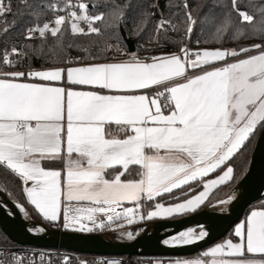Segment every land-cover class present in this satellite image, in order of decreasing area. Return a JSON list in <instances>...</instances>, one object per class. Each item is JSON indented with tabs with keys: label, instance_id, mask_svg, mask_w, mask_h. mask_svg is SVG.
Segmentation results:
<instances>
[{
	"label": "snow or ice",
	"instance_id": "1",
	"mask_svg": "<svg viewBox=\"0 0 264 264\" xmlns=\"http://www.w3.org/2000/svg\"><path fill=\"white\" fill-rule=\"evenodd\" d=\"M237 4L238 0H232V10L240 17V25L251 26V36L242 26L233 25L229 13L216 26L213 41L222 42L230 29L233 39L255 37L264 41V8L260 20L254 22V17L240 11ZM184 6L187 9V3ZM48 7L57 10L56 4ZM74 8L82 10L81 14ZM64 10L73 18L70 26L74 34L102 35L94 21L103 22L107 30L119 29L124 19L118 7L112 10L110 21L105 13L89 15V5L80 0H65ZM10 11V0H0V17ZM186 16L187 37L196 21L190 11ZM66 19L61 15L43 26L29 28L26 38L36 33L57 37ZM78 21L88 24L87 32ZM165 25L177 30L171 21L161 20L157 32L167 31ZM2 31L6 33L9 28ZM57 48L63 51L62 40H58ZM50 51L56 55L54 49ZM101 51L120 48L106 44ZM13 54L24 55L16 48L11 53L5 50L3 64L15 67L18 61L9 58ZM66 63L78 61L69 59ZM64 84L90 86L92 90ZM111 125L119 126L124 137L106 132ZM259 127H264V42L239 49L192 51L182 46L179 54L147 59L133 53L130 60L116 63L27 73L0 71V166L24 184L33 182L25 189L27 199L45 219L58 221L63 215L64 227L77 231L85 230V220L96 224L98 214L109 222L126 219L130 225L137 217L152 220L195 212L213 188L232 178L231 166L218 178L203 183V191L182 202L168 206L156 202L153 210L143 213L132 208L121 213L116 207L123 201L145 207L144 201H155L202 180L226 165ZM51 159L63 160L65 168L46 170L41 166L42 161ZM130 166H138L139 179L122 180ZM117 167L122 170L107 178L108 170ZM82 201L93 206L72 207V202ZM206 235V231L189 228L164 243L192 245ZM235 236L236 242L229 239L197 258L175 264H264V211H253L236 227ZM257 255L262 258H248Z\"/></svg>",
	"mask_w": 264,
	"mask_h": 264
},
{
	"label": "trees",
	"instance_id": "2",
	"mask_svg": "<svg viewBox=\"0 0 264 264\" xmlns=\"http://www.w3.org/2000/svg\"><path fill=\"white\" fill-rule=\"evenodd\" d=\"M54 2L55 0H27L25 4L22 0H10L11 11L7 16L6 24L0 29V71L27 72L34 69L123 60L128 55V48L121 35V28L125 31L127 37L135 42L138 49L144 44L153 45L154 48L145 50L151 57L178 53L185 45L182 35L185 34L188 27L186 11H190L196 21L191 32L193 39L200 40L201 44L198 48L201 50L239 49L264 42L255 37L233 39V30L231 29L223 37L222 42L213 41L212 37L216 26L229 13L233 25L242 26L251 36V26L247 24L240 25V17L232 10V0H80V2L89 5V11L92 14L105 13L106 19L109 21L111 20L112 10L118 7L124 13L123 23L119 29L108 28L106 30L103 22L96 21L94 26L101 28L102 35L74 34L69 27H65L57 37L48 35L37 40L25 38V32L30 25L42 24L50 18L48 6ZM94 3L96 4L95 8H93ZM185 3H187V9H185ZM237 6L240 11L252 15L254 22H257L261 18L260 10L264 8V0H238ZM161 20L171 21L172 24L177 25V30L173 32L160 30L158 33L157 26ZM4 27H8L9 31L6 33L2 31ZM58 40L63 42V51L57 48ZM106 44L119 45L120 51L95 52V48L102 49ZM13 48L18 49L24 55L19 57L14 54L10 55L11 60L18 61L15 67L3 66L2 60L5 50L11 53ZM53 49L56 55H53L50 51ZM73 57L78 59L75 60L78 63H66L67 60H72ZM92 57H95V59ZM263 129L264 127H259L246 145L228 161L227 166L233 168V177L227 184L219 187L212 194L209 201L214 200L213 197L218 193L227 191L226 196L229 195L244 179L249 171L256 142ZM113 172L114 170H109L107 177H111ZM123 177L126 179L139 178L132 174H125ZM0 188H3L2 192L7 198L26 208L35 220L42 221L27 199L21 178L2 166H0ZM199 188L198 185H188L180 190L173 191L171 194L159 197L155 201L143 202L145 207H142V213L152 210L156 202L164 204L181 202L194 195ZM190 189H194V191H190ZM186 193L188 195H185ZM177 197H179V200L176 199ZM259 204L260 202L249 207L245 215L251 208ZM45 223L49 227L58 228L52 223ZM110 226L103 232L110 230ZM0 239L11 242L1 229Z\"/></svg>",
	"mask_w": 264,
	"mask_h": 264
},
{
	"label": "water",
	"instance_id": "3",
	"mask_svg": "<svg viewBox=\"0 0 264 264\" xmlns=\"http://www.w3.org/2000/svg\"><path fill=\"white\" fill-rule=\"evenodd\" d=\"M121 35L128 53H135V42L127 37L121 28ZM248 182V188L237 192V188L224 200L216 202L189 216L176 220H165L168 226L162 240H132L124 237L128 230H113L103 233H78L62 231L32 219L28 225H14L3 201L16 203L0 191V229L13 242L23 246L42 249H65L77 253L102 256H129L148 258H187L205 250L228 236L231 230L245 217L247 209L264 200V129L260 133L253 151L247 175L238 184ZM237 186V187H238ZM18 204V203H17ZM221 204L222 209L216 207ZM217 220L219 228L204 239L182 247L165 244L164 241L176 236L193 222Z\"/></svg>",
	"mask_w": 264,
	"mask_h": 264
},
{
	"label": "built area",
	"instance_id": "4",
	"mask_svg": "<svg viewBox=\"0 0 264 264\" xmlns=\"http://www.w3.org/2000/svg\"><path fill=\"white\" fill-rule=\"evenodd\" d=\"M6 2H8V0H6ZM64 2L65 0H55L53 4L57 5V10L54 11L50 7L48 8V13L50 15V18L46 22H51L57 16L63 15L66 16L67 19H66V23L62 26V29L65 27H69L71 29L70 22L72 21L73 18L68 15V12L66 10H64ZM71 2L75 3L76 0H71ZM72 10L77 11L78 14H81L82 12V10H80L79 8H74ZM8 14L9 12H6L3 17H0V29L6 24L5 22L7 21ZM88 14L94 16V14H92L89 10H88ZM95 22L96 21L93 22V26ZM44 23L32 24L27 29L32 28L36 25L43 26ZM78 23L80 27L84 28L85 32L88 31V24L86 22L78 21ZM165 27L167 28V31L173 32L170 26L165 25ZM76 34H80V33H76ZM48 35L51 34L47 33L45 37ZM24 36L25 38L27 37V30ZM40 38H44V37H41L39 33H36L32 36V38H27V39L37 40ZM182 38L185 41L184 46H186L188 49L192 51L201 50L198 48L201 42L199 39H193L192 32L188 33L187 37L185 34H183ZM147 49H149V46L143 47L142 49L137 48L134 54H136L141 59L150 58L151 56L149 55V53L145 51ZM180 52L176 54H179ZM130 59H131V54L128 53V55L124 58V61H128ZM2 65L6 66L5 64H3V60H2ZM90 206L93 205L90 204ZM96 221L99 223L103 222L104 227L96 228V230L94 231L95 233H103V231L107 230L108 226L111 225V223L108 222L107 217L103 214H98L96 216ZM63 229H64L63 227H60V230L66 231ZM217 244L219 245L224 244L223 239L219 241ZM204 252L205 250L187 258L192 260L194 258L201 256V254ZM41 257H43V259H41ZM217 257L222 258L223 256H217ZM139 259L146 260V262H143V264H150L149 261L155 258L90 255L84 253H77L74 251H68L65 249H42L31 246H23L13 243L12 241L5 242L0 239V264H138Z\"/></svg>",
	"mask_w": 264,
	"mask_h": 264
},
{
	"label": "crops",
	"instance_id": "5",
	"mask_svg": "<svg viewBox=\"0 0 264 264\" xmlns=\"http://www.w3.org/2000/svg\"><path fill=\"white\" fill-rule=\"evenodd\" d=\"M153 46L152 45H149V49H151ZM166 55H169V54H166ZM166 55H157V56H153V57H161V56H166ZM241 58H243V57H241ZM122 61H124V59L123 60H118V61H110V62H101V63H116V62H122ZM91 64H98V63H91ZM83 65H87V64H82V65H72V66H68V67H77V66H83ZM47 69H51V68H44V69H34V70H31V71H29V72H32V71H43V70H47ZM27 73V72H26ZM197 73L196 72H190L189 73V75H196ZM36 82H39V81H36ZM178 82H183V81H178ZM64 86L65 87H73V88H76L77 90H92L91 88H90V86H71V85H67V84H64ZM155 91H163L164 89L163 88H156V89H154ZM150 95L152 94L151 92L149 93ZM161 103L163 104V98H161ZM106 132H108V133H111V135L112 136H114V137H116V138H123L124 137V133L123 132H121V131H119V126H115V125H111V126H108L107 128H106ZM49 164L48 166L46 165V164ZM228 163V162H227ZM42 167H44L46 170H63L64 168H65V163H64V161L63 160H60V159H51V160H44V161H42V165H41ZM226 167H228L227 166V164L226 165H224V166H222L221 167V169H217L214 173H210L207 177H204L202 180H199V181H194V182H192L191 184H190V186L192 185H198V186H200V188L197 190V192L194 194V195H196V194H198L200 191H203L204 189L202 188V184L203 183H205V182H207V181H210V180H212V179H216V178H218L220 175H222L223 174V171L224 170H226ZM109 170H114V172H113V174H111V177H107V178H109V179H111L117 172H119V171H121L122 169H120L119 167H117V168H115V169H109ZM108 170V171H109ZM139 170V168H138V166H130V169H129V173L130 174H132V175H136V173H137V171ZM129 173H125V174H129ZM137 176V175H136ZM232 177H233V174H232ZM121 179L122 180H133V179H126V178H124L123 176L121 177ZM137 179H139V178H137ZM232 179V178H231ZM230 179V180H231ZM22 180V179H21ZM230 180H228L226 183H224V184H221V185H219V186H217V187H215V188H213L211 191H210V194H209V196H208V198L202 203V204H204V203H206L209 199H210V197L212 196V194L219 188V187H221V186H223V185H225V184H227ZM32 183L33 182H31V181H29L28 182V184H24V191H25V189L27 188V187H30L31 185H32ZM185 187V186H184ZM177 190H180V189H175L174 191H177ZM25 193H26V191H25ZM164 195H167V194H164ZM163 195V196H164ZM194 195H192V196H194ZM27 196V195H26ZM191 197V196H190ZM189 197V198H190ZM157 198H159V197H157ZM156 198V199H157ZM29 201V200H28ZM144 202H148V201H144ZM182 202V201H181ZM29 203H30V201H29ZM161 203V202H160ZM31 204V203H30ZM84 204H91L90 202H87V201H82V202H72V207H78V206H82V205H84ZM202 204L200 205V206H202ZM131 205H134L135 206V208L136 209H139V211L142 213V207L140 206V205H137L136 203H134V202H128V201H123V202H121V205L120 206H122L123 207V209H125V208H127V207H129V206H131ZM169 204H165V206H168ZM33 206V205H32ZM199 206V207H200ZM34 207V206H33ZM34 209H35V207H34ZM135 209V210H136ZM27 210V209H26ZM36 211H37V214L39 215V217L42 219V221H39V222H42V223H44V224H46L45 222H49V223H52V224H54L55 226H57L59 229H60V227H63L64 228V224H65V220L63 219V215H62V217H61V219L60 220H58V221H49V220H47V219H45L44 217H43V214L42 213H39L38 212V210L37 209H35ZM28 211V210H27ZM253 211H264V200L263 201H261L260 202V204L259 205H257V206H255V207H253V208H251L249 211H248V213L245 215V217H244V219L243 220H241L232 230H231V233L225 238V239H223V241H224V243L227 241V240H229V239H231V240H233V242H236L237 240H238V238L235 236V229H236V227L239 225V224H241L242 222H245L248 218H249V216H250V214L253 212ZM29 212V211H28ZM29 214H30V217H32V215H31V213L29 212ZM32 219H33V217H32ZM47 225V224H46ZM57 228V229H58ZM63 230H65V229H63ZM217 245H219V244H214V245H212V246H210V247H208V248H206L205 249V251H207V250H209V249H211V248H213V247H215V246H217ZM248 254H246V256H247ZM248 258H253V259H261L262 257H260V256H251V257H248ZM211 259V258H210ZM216 259H235L234 257H227V256H223L222 258H218V257H216ZM174 260L175 261H183V260H190L189 258H174Z\"/></svg>",
	"mask_w": 264,
	"mask_h": 264
},
{
	"label": "bare ground",
	"instance_id": "6",
	"mask_svg": "<svg viewBox=\"0 0 264 264\" xmlns=\"http://www.w3.org/2000/svg\"><path fill=\"white\" fill-rule=\"evenodd\" d=\"M248 188V182L244 181L237 187V192L244 191ZM3 206L9 213V216L14 225H28L32 221L29 212L22 205L13 203L9 204L6 201H3ZM218 210H221L223 207L219 204L216 207ZM168 226V222L165 220H156L148 223L139 224L127 232H123V236L132 239V240H162L164 235V230ZM220 226V222L217 220L210 221L205 224L204 222H193L186 229L194 228L197 232L203 230L208 234L214 233ZM183 230V231H184ZM131 233V236L129 235ZM170 240V239H168ZM198 242V241H197ZM171 245V244H170ZM185 245H181L182 247Z\"/></svg>",
	"mask_w": 264,
	"mask_h": 264
},
{
	"label": "rangeland",
	"instance_id": "7",
	"mask_svg": "<svg viewBox=\"0 0 264 264\" xmlns=\"http://www.w3.org/2000/svg\"><path fill=\"white\" fill-rule=\"evenodd\" d=\"M146 46H149V45L144 44V45H142L140 47V49H142L143 47H146ZM152 48H154V46ZM100 51H101V48H95V52H100ZM75 60H78V59L73 57L72 61H75ZM29 71H31V70H29ZM29 71H27V72H29ZM226 193H227V191H225L223 193L215 194V196L213 197L214 200H210V201L208 200L206 203L202 204V206L198 207L197 210L195 212H193V213H196L197 211H200V210H202V209H204L206 207H209L210 205H212V204H214L216 202H219V201H222V200L226 199L231 194L230 193L229 195L226 196ZM169 205H171V204H169ZM82 206L83 207H89L90 205L89 204H84ZM127 208H132L133 210L136 209L134 205H131V206L127 207ZM123 210L124 209H123L122 206L116 207V211L117 212H121L122 213ZM193 213H190V214H187V215H177V216L169 217V218H154L152 220H148V219L139 220V217H137V222L133 223V224H130V225L127 223L126 219H123V218L114 219L113 223L108 221L109 223H111L110 230H108V231H113V230H125L126 231V230H129V229L139 225V224L148 223V222H152V221H156V220H176V219H179V218H182V217H185V216H189V215H191ZM65 223H66V221H65ZM84 223L86 225V228H85L84 231H77L73 227H68V228L64 227V229L66 231H72V232H78V233H91V232H94L96 230V228H101V227H99L100 223L97 222V221H96V224H93V223H91L89 221H86V220L84 221ZM87 228H92V231H88ZM143 262H146V260H144V259H139L138 260V264H143ZM175 262L176 261L174 259H163V258H155V259L149 261L150 264H175Z\"/></svg>",
	"mask_w": 264,
	"mask_h": 264
},
{
	"label": "flooded vegetation",
	"instance_id": "8",
	"mask_svg": "<svg viewBox=\"0 0 264 264\" xmlns=\"http://www.w3.org/2000/svg\"><path fill=\"white\" fill-rule=\"evenodd\" d=\"M198 212V211H197Z\"/></svg>",
	"mask_w": 264,
	"mask_h": 264
}]
</instances>
